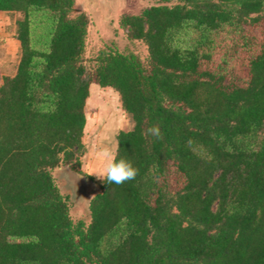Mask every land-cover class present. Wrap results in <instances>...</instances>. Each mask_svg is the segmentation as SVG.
<instances>
[{"label":"trees","instance_id":"trees-1","mask_svg":"<svg viewBox=\"0 0 264 264\" xmlns=\"http://www.w3.org/2000/svg\"><path fill=\"white\" fill-rule=\"evenodd\" d=\"M0 13L19 50L0 76V264H264V0H160L119 20L145 63L109 47L89 68L75 0ZM92 84L133 124L116 136L139 169L122 185L80 171ZM64 166L100 186L87 223L56 184Z\"/></svg>","mask_w":264,"mask_h":264},{"label":"rangeland","instance_id":"rangeland-1","mask_svg":"<svg viewBox=\"0 0 264 264\" xmlns=\"http://www.w3.org/2000/svg\"><path fill=\"white\" fill-rule=\"evenodd\" d=\"M159 3L160 0H75V12L85 13L89 20L84 65L91 67L98 51L109 47H116L121 52H131L138 56L142 63H145L147 60L146 47L141 42L128 41L125 31L119 27V20L123 15H138L145 8ZM173 4L175 3H171ZM7 23L9 25L7 19H0V39H2L0 76L13 75L18 60V42L17 44L9 42L11 37L4 32ZM5 39L9 44L4 41ZM85 117L86 124L82 137L85 154L80 161V171L85 175H90L103 168L97 153L105 147H113L116 150L117 134L120 131L131 130L133 124L130 117L122 110L118 94L110 88H100L95 84L89 87ZM56 171L53 175L57 186L62 194L68 195L71 199L72 220H84L87 223V203L97 190L84 187L85 190L74 196L71 187L62 181L61 175L57 176ZM92 177L96 181L101 180L94 175Z\"/></svg>","mask_w":264,"mask_h":264},{"label":"clouds","instance_id":"clouds-1","mask_svg":"<svg viewBox=\"0 0 264 264\" xmlns=\"http://www.w3.org/2000/svg\"><path fill=\"white\" fill-rule=\"evenodd\" d=\"M147 133L157 139H163L161 129L158 125L151 126ZM98 159L102 161L103 168L89 176H96L97 179L106 181L108 184L122 185L127 181L134 180L139 169L134 166L130 159L118 158V153L113 147H105L97 153Z\"/></svg>","mask_w":264,"mask_h":264},{"label":"water","instance_id":"water-1","mask_svg":"<svg viewBox=\"0 0 264 264\" xmlns=\"http://www.w3.org/2000/svg\"><path fill=\"white\" fill-rule=\"evenodd\" d=\"M66 172L63 176L68 184L72 187V191H76V186L80 182L81 186L91 188L92 190H99L100 186L94 181H90L86 176L79 174L69 169L68 166L64 167Z\"/></svg>","mask_w":264,"mask_h":264},{"label":"crops","instance_id":"crops-1","mask_svg":"<svg viewBox=\"0 0 264 264\" xmlns=\"http://www.w3.org/2000/svg\"><path fill=\"white\" fill-rule=\"evenodd\" d=\"M0 19H4V20H8V22H9V25H8V23L6 24V26H5V28H4V32L6 33V35H9V37H11V38H9V42L11 41V42H14L15 44H17V41L15 40V38H14V31H13V27H12V23H11V21H10V19L8 18V17H6V16H4L3 14H1L0 13ZM8 33H10V34H8ZM1 41H2V39H0V43H1ZM5 42H7V39H5L4 40ZM9 42H7L8 44H9ZM2 44V43H1ZM56 170H58V168L56 169Z\"/></svg>","mask_w":264,"mask_h":264},{"label":"flooded vegetation","instance_id":"flooded-vegetation-1","mask_svg":"<svg viewBox=\"0 0 264 264\" xmlns=\"http://www.w3.org/2000/svg\"><path fill=\"white\" fill-rule=\"evenodd\" d=\"M65 167V166H64ZM64 167H60V168H58V170L56 171V173H57V176H58V174L59 175H61V177H63L64 175H65V171H64ZM64 177L62 178V181L64 182L65 181V183L67 184V186H70L69 184H68V182L64 179ZM71 187V186H70ZM87 188V187H86ZM71 190H72V187H71ZM83 190H85V188L84 187H81V185L78 183V185L76 186V191H72V193H73V195L75 196L76 195V193H80V192H82Z\"/></svg>","mask_w":264,"mask_h":264}]
</instances>
